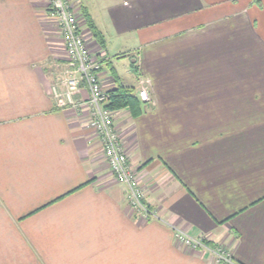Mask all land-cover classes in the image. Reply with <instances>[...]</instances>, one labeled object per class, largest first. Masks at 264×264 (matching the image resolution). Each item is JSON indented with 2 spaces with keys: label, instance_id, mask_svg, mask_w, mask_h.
I'll return each instance as SVG.
<instances>
[{
  "label": "crops",
  "instance_id": "0c3cea01",
  "mask_svg": "<svg viewBox=\"0 0 264 264\" xmlns=\"http://www.w3.org/2000/svg\"><path fill=\"white\" fill-rule=\"evenodd\" d=\"M67 1L104 88L148 89L114 124L156 217L129 204L85 109L52 96L48 0H0V264H225L212 246L264 264V0Z\"/></svg>",
  "mask_w": 264,
  "mask_h": 264
},
{
  "label": "built area",
  "instance_id": "2783aa9c",
  "mask_svg": "<svg viewBox=\"0 0 264 264\" xmlns=\"http://www.w3.org/2000/svg\"><path fill=\"white\" fill-rule=\"evenodd\" d=\"M48 16L58 26L65 53V60L58 68L57 79L52 86V96L63 109L72 108L80 112L85 109L87 121L101 144L103 156L113 177L125 186L129 204L144 219L156 217L143 201V192L114 124L115 111L107 105L109 92L99 78L103 59L95 57L89 50L84 28L78 23L75 11L67 0H48ZM83 89L85 97L82 95ZM137 95L143 102L150 101L146 86L140 85ZM175 238L193 248L207 247L202 239L179 231L175 232ZM215 254L217 261L231 262L230 257H224L218 252Z\"/></svg>",
  "mask_w": 264,
  "mask_h": 264
},
{
  "label": "trees",
  "instance_id": "16d2710c",
  "mask_svg": "<svg viewBox=\"0 0 264 264\" xmlns=\"http://www.w3.org/2000/svg\"><path fill=\"white\" fill-rule=\"evenodd\" d=\"M84 16L87 18V26L92 31V34L102 42V36L97 30L96 26L87 16L84 11ZM134 63L132 62V65ZM135 66V65H134ZM109 92V101L107 105L113 111H117L120 109H127L132 117L138 116L143 111L144 102L140 100L136 91L132 87L124 86L120 83H116V85L108 90ZM212 245L213 243L207 242Z\"/></svg>",
  "mask_w": 264,
  "mask_h": 264
},
{
  "label": "rangeland",
  "instance_id": "374dc122",
  "mask_svg": "<svg viewBox=\"0 0 264 264\" xmlns=\"http://www.w3.org/2000/svg\"><path fill=\"white\" fill-rule=\"evenodd\" d=\"M53 84H54V82H53ZM53 84H52V86H53ZM52 86H51V88H52ZM141 219H144V218H142V217H140ZM188 250H189V248H188V246H186L185 245V248L184 249H182V251L183 252H186V253H188ZM210 252H212L214 255H215V252H218L219 254H222L224 257H230V255H229V253H228V251L226 250V249H224V248H222V247H220V246H212V247H210ZM216 259H217V257H216ZM230 260H231V262H228V263H225V264H233L232 263V259L230 258Z\"/></svg>",
  "mask_w": 264,
  "mask_h": 264
}]
</instances>
